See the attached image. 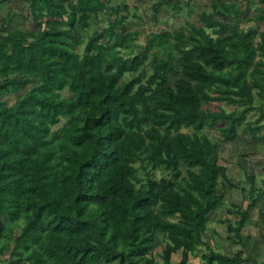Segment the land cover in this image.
<instances>
[{
    "label": "trees",
    "instance_id": "16d2710c",
    "mask_svg": "<svg viewBox=\"0 0 264 264\" xmlns=\"http://www.w3.org/2000/svg\"><path fill=\"white\" fill-rule=\"evenodd\" d=\"M15 2L37 22L0 33V264H156V238L161 264L179 250L186 264L233 187L218 144L238 129L264 140V0H214L182 31L162 33L127 30L111 6L113 22L86 39L111 0ZM191 3L159 0L187 16ZM245 180L249 209L254 179ZM248 209H225L239 218L228 228L236 239ZM243 255L209 250L202 260L242 264Z\"/></svg>",
    "mask_w": 264,
    "mask_h": 264
},
{
    "label": "crops",
    "instance_id": "0c3cea01",
    "mask_svg": "<svg viewBox=\"0 0 264 264\" xmlns=\"http://www.w3.org/2000/svg\"><path fill=\"white\" fill-rule=\"evenodd\" d=\"M218 158L226 168V177L233 187L225 186L223 207L208 216L203 234L206 246L198 247L192 255L187 253L186 264H203L202 257L208 256L209 250L224 257H231L242 250V264H264V140L254 141L249 131L236 130L226 142L218 144ZM248 177L254 179L255 197V203L249 209L248 184L245 180ZM226 208L240 211L248 209V217L239 231L238 239L228 232V228L239 218L226 214ZM182 257L181 250L171 254L170 264H179Z\"/></svg>",
    "mask_w": 264,
    "mask_h": 264
},
{
    "label": "rangeland",
    "instance_id": "374dc122",
    "mask_svg": "<svg viewBox=\"0 0 264 264\" xmlns=\"http://www.w3.org/2000/svg\"><path fill=\"white\" fill-rule=\"evenodd\" d=\"M234 1L236 3L244 4V0H229ZM69 7H74L76 4V0H66ZM215 4L214 0H194V3H191L192 12L187 16L184 11L179 10L178 8L172 9L169 6L159 4V0H111L110 4H106L104 7V12L101 14L98 19L93 17L89 23L88 29L83 32L81 35L83 38H88L92 30L96 27V25L101 26V28H107L110 22H113L114 17L110 16V7L119 5L122 9L119 16H126V20L124 21V26L127 30H137L143 29L146 33H162L165 31H182L184 29L185 21H193L195 19V15L200 13L201 11H211V5ZM156 7V8H155ZM70 8V9H71ZM126 8V10H125ZM7 21L8 26H4L0 29V33H4L8 27H17L21 29L28 28L37 22L35 18L31 15L30 9L27 5L23 3H17L15 0H8L0 4V24ZM69 17L64 18V22L69 23ZM223 23L226 25H230L231 22L227 19H221ZM252 26V23L241 22L240 28H247ZM264 25L261 24L260 28L263 29ZM119 27L117 28V30ZM229 29L223 32V34L227 33ZM137 43L143 45L144 36L140 35L137 39ZM82 47H79V51L81 52ZM175 68L179 70V61L177 59L172 61ZM180 78V77H178ZM175 79L168 77V84L170 86L173 85ZM30 87H27L29 89ZM25 90V91H26ZM64 96L70 97V93L67 89L62 91ZM16 98V96L11 97L10 103ZM263 101H260L256 98L255 106H259ZM204 107L209 108L213 111H216L218 107H221L226 112L233 110L232 106H228L225 103H211L209 105H205ZM259 114L258 110H254L247 115V121H253L257 118ZM263 124V129L260 131V135L264 134V119L261 121ZM241 130V129H238ZM55 132V128L51 130V136L53 137ZM186 132H190V130H186ZM204 135H206L210 140H217L220 138L219 133L215 129H204ZM219 165H222L219 159ZM181 172L184 173V167L181 166ZM160 175V174H159ZM161 176V175H160ZM228 177L232 179L230 174ZM241 179V175H240ZM161 250V242L156 238L153 246V257L159 264V252ZM6 258V257H5ZM159 260V261H158ZM161 262V261H160Z\"/></svg>",
    "mask_w": 264,
    "mask_h": 264
}]
</instances>
